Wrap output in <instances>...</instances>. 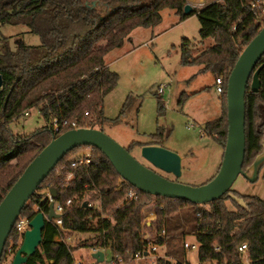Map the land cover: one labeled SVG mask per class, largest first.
Instances as JSON below:
<instances>
[{
  "label": "trees",
  "instance_id": "obj_1",
  "mask_svg": "<svg viewBox=\"0 0 264 264\" xmlns=\"http://www.w3.org/2000/svg\"><path fill=\"white\" fill-rule=\"evenodd\" d=\"M93 1L0 0V30L8 24H24L41 37L39 44L18 42L15 48H11L7 38L0 39V73L4 78L0 92V202L52 138L72 128L63 127L55 135L49 126L53 117L77 121L78 126L96 127L102 118L104 98L119 79L118 73L107 65V54L122 47L135 28L159 22L166 7H173L181 21L197 14L201 41L209 37L215 40L195 54L196 43L185 39L181 64L198 66L197 73L209 72L215 79L222 77V113L209 121L206 129L225 149L229 76L243 49L264 26V0H214L199 9L194 7L190 13L185 12L188 0H96L100 4L92 6ZM262 64L260 90L252 89L250 79L245 97L244 169L264 148V55L255 69ZM205 89L207 86L202 90ZM38 105L46 126L29 134L14 133L9 124L27 116L25 111ZM152 136V144L162 145L165 131L159 127ZM93 148L96 157L90 163L73 165L80 156L68 159L75 149L66 154L23 208L21 216L30 219L38 211L47 215L50 202L47 198L41 203L42 193L52 187L57 190L55 199L65 205L63 228L54 219H47L43 240L27 264H74L76 246L66 241L67 232H92L96 241L87 247L110 248L113 254L129 259L150 242L159 245L175 236L180 218L191 228L188 232L196 234L201 261L264 264L263 198L240 195L247 206L227 195L205 204L161 195L153 202L151 195L124 179L122 188H118L120 174L103 151ZM70 172L73 176L67 180ZM132 189L137 190L135 198L128 195ZM87 192L93 193L100 204L85 201ZM69 199L71 202L67 203ZM228 199L235 208L227 206ZM145 206L156 210L148 226L153 234L151 240L144 237ZM109 209L111 215H103ZM22 238L15 226L1 263L17 250ZM242 243L247 244L245 252L239 249ZM166 260L158 258L157 264H165Z\"/></svg>",
  "mask_w": 264,
  "mask_h": 264
},
{
  "label": "rangeland",
  "instance_id": "obj_2",
  "mask_svg": "<svg viewBox=\"0 0 264 264\" xmlns=\"http://www.w3.org/2000/svg\"><path fill=\"white\" fill-rule=\"evenodd\" d=\"M212 1L188 0V3L199 9ZM161 13L159 22L151 27L135 28L122 47L107 54L106 61L110 69L118 73L119 79L117 85L105 96L102 118L95 125L130 148L131 153L146 165L150 164L142 157L141 147L152 144V135L159 127L163 128L165 137L162 145L182 156L183 173L179 178L172 173H161L183 183L202 185L217 174L223 160L225 149L206 128L208 122L220 114L221 104L225 101L220 99L221 95L213 85L214 75L209 72L197 73L199 67L195 65H182L181 52L185 39L196 43L195 54L212 45L215 40L209 37L201 41V24L197 14L181 21L173 7H166ZM1 38H7L11 48H15L18 42L31 45L41 42V37L30 32L24 24L3 26L0 30ZM161 83L167 87L163 94H158ZM206 86L207 89L202 90ZM40 108L41 105L31 108L30 115L12 121L9 127L16 134H29L46 126L47 121ZM85 154H91L92 159L96 157L93 147L81 146L72 151L68 159ZM122 179L118 177V184ZM231 190L239 196H258L264 199V166L255 181L239 175ZM84 200L100 204L91 192L85 193ZM227 206L235 208L230 199L227 200ZM153 209L152 206L143 208L144 235L152 233L148 226L155 218L149 213L150 210L155 211ZM111 213L109 209L103 215ZM177 226L179 229L175 236L157 245V254L151 253L146 260H130L129 264H157V256H168L172 264H218L215 260L201 261L199 248L186 252L184 242H196V234L188 232L191 228L183 218L179 219ZM182 227L185 228L184 232H181ZM93 235L92 232H67L66 241L76 246L73 252L75 260H81L83 264L95 261L90 255L92 248L87 247L96 241ZM16 251L9 253L1 264H9ZM105 255L109 259L112 256L111 249H105ZM97 264H105V261Z\"/></svg>",
  "mask_w": 264,
  "mask_h": 264
},
{
  "label": "water",
  "instance_id": "obj_3",
  "mask_svg": "<svg viewBox=\"0 0 264 264\" xmlns=\"http://www.w3.org/2000/svg\"><path fill=\"white\" fill-rule=\"evenodd\" d=\"M98 4L100 3L96 0L92 2V6ZM193 10L194 7L190 3L185 5L186 13ZM263 55L264 26L243 49L229 76L227 87L228 134L223 160L217 174L202 185L183 183L162 174L159 170L172 173L179 178L183 173V166L182 156L161 144H146L141 147L142 157L150 164L146 165L138 160L126 146L100 128L80 126L54 136L28 164L0 202V264L7 241L27 202L64 156L81 146H92L103 151L124 180L149 195L181 198L201 204L227 195L240 205L247 206V201L242 196L233 193L231 189L239 175L251 181L257 180L264 166L263 148L254 162L246 169L243 168L246 155L245 97L250 79H252L251 87L254 91H259L261 88L260 71L263 64L257 69L255 67ZM3 88L4 78L0 73V92ZM49 192L53 196L57 194L54 187L45 190L42 193L41 203L46 201ZM84 205L88 206V203L85 202ZM58 217L60 214L55 211L54 201L50 202V211L47 215L43 211H38L29 220V228L24 232L20 246L9 264H27L43 240L46 220ZM92 256L96 259V262L92 264H97L105 260V251L99 249L93 252Z\"/></svg>",
  "mask_w": 264,
  "mask_h": 264
},
{
  "label": "built area",
  "instance_id": "obj_4",
  "mask_svg": "<svg viewBox=\"0 0 264 264\" xmlns=\"http://www.w3.org/2000/svg\"><path fill=\"white\" fill-rule=\"evenodd\" d=\"M166 87H167L166 84L161 83L159 85V87H158V94H163ZM216 89H217V91L219 93H221L223 91V79H222V77L216 78ZM30 109L31 108H29V109H27L25 111V115H30ZM88 114H89V112H86V115H88ZM49 126L51 127V129L53 130V133L55 135H57L63 129V127H66V126H69V127H72V128L80 127V126H78L77 121H70L67 118H63V119L61 118L60 119L59 117H53L50 120V122H49ZM90 161H91V154H85V155L81 156L79 160L73 162V165H75L76 162L90 163ZM72 176H73V173L70 172L68 174V179L71 178ZM118 188H122V183L119 184ZM128 195L131 198L137 197V190H135V189L130 190ZM152 197H153V202H155L157 196H152ZM47 198H48L49 202H52V201L55 202V211L60 214V217L54 218V220L61 228H63V212H64V209H65V205L62 202L57 201L55 199V196H53L50 192L48 193ZM70 202H71V199H69L67 203H70ZM149 213H151L153 217H155V215H156L155 214L156 212L152 211V210H150ZM29 220H30V218L20 215V217L18 218V220H17V222L15 224V226L20 231L22 236H23L24 232L29 228ZM145 238L148 239V240H151L152 239V235L151 234H147L145 236ZM61 239L63 240L64 238L62 237ZM184 247L186 249V252L190 251V250H193V249H197V248H199V242L198 241H196V242L185 241L184 242ZM216 248L219 249L220 247L217 246ZM99 249L100 248L93 247L91 249V252L93 253V252H95V251H97ZM239 249L242 252H245L246 249H247V244L246 243H242L241 246L239 247ZM157 251H158L157 244H153L152 242H150L149 245L145 249L136 252L134 254V256H132L130 259H125V257L123 255H119V254L116 255V254L112 253V256L109 259L106 258V255H105V260L104 261H105V264H129L130 260L131 261L146 260V259H148L150 257L151 253H156L157 254ZM157 257L162 258L164 256H157ZM165 258L168 259V256H166ZM74 264H83V263H82L81 260H78V261L75 260ZM165 264H172V262H169V259H168V260H166Z\"/></svg>",
  "mask_w": 264,
  "mask_h": 264
},
{
  "label": "crops",
  "instance_id": "obj_5",
  "mask_svg": "<svg viewBox=\"0 0 264 264\" xmlns=\"http://www.w3.org/2000/svg\"><path fill=\"white\" fill-rule=\"evenodd\" d=\"M107 65L109 66V63H108V61H107ZM214 82V81H213ZM215 87H216V79H215V82H214V84H213ZM212 88V87H211ZM217 90V89H216ZM218 92V91H217ZM218 94L220 95V93L218 92ZM221 99V98H220ZM221 113H222V104H221V111H220V114L218 115V116H220L221 115ZM217 116V117H218ZM215 118V117H214ZM210 119V118H209ZM213 119V118H212ZM154 208V207H153ZM155 209V208H154ZM155 212H156V210H155ZM156 216V215H155ZM151 224V223H150ZM147 234H151L152 235V237H153V234L151 233V232H148V233H146L144 236H146ZM100 249H110V248H100ZM105 251V250H104ZM90 252H91V250H90ZM90 255L92 256V252L90 253ZM93 257V256H92ZM94 258V257H93ZM95 259V258H94ZM94 262H96V259H95V261Z\"/></svg>",
  "mask_w": 264,
  "mask_h": 264
},
{
  "label": "flooded vegetation",
  "instance_id": "obj_6",
  "mask_svg": "<svg viewBox=\"0 0 264 264\" xmlns=\"http://www.w3.org/2000/svg\"><path fill=\"white\" fill-rule=\"evenodd\" d=\"M161 172V170H159Z\"/></svg>",
  "mask_w": 264,
  "mask_h": 264
}]
</instances>
